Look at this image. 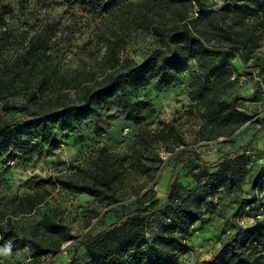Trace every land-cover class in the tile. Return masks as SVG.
I'll use <instances>...</instances> for the list:
<instances>
[{"label":"trees","instance_id":"obj_1","mask_svg":"<svg viewBox=\"0 0 264 264\" xmlns=\"http://www.w3.org/2000/svg\"><path fill=\"white\" fill-rule=\"evenodd\" d=\"M30 1L34 0H20L19 3L26 8ZM64 1L69 5L85 4L88 12L95 16L116 14L120 30L121 24L149 29L167 50L161 52L158 49L141 63L123 60L119 54L121 39L112 28V34L106 38L108 52L102 77H96L93 82H84L76 73L61 69L54 61L53 47L48 39L58 29L54 19L43 20L32 35L26 31L28 39L25 50L7 66V71L0 74V98L6 102L7 109L14 108L10 96L21 89L26 93L28 105L25 107L30 117L13 121L6 115L0 116V163L46 155L58 145L53 135L57 126L67 128L71 120L94 116L105 102L114 98L123 99L128 118L141 126L145 120L142 112L150 105L143 101L133 102L132 91L150 77H157L160 85L168 86L185 71L189 57H196L200 62V73L194 74L189 112L193 114L197 110L202 125L207 128L247 122L244 111L237 105L241 97L223 99L216 90L231 78V59L236 53L255 45L264 36V0H224L217 6L212 5L210 0H142L138 4L131 0ZM37 2L52 4V0ZM257 60L258 74L262 75L264 57ZM228 84H232V81ZM72 87L83 92L80 103L65 101L69 94L63 91ZM29 104L34 111L30 112ZM14 126H20L24 133L37 132L41 140L11 143L8 132ZM175 131L173 124L157 131H140L130 156L124 159L133 160V167L141 170L147 166L148 160L158 163L156 169L159 170V165L165 169L170 160L175 159L162 202L155 197L153 188L138 193L133 203L122 202L117 189L122 183L124 171L117 165L112 153L101 149L91 180L56 175L39 179L29 192L2 199L0 250L14 254L30 252L31 259L23 264H40L49 255L59 253L64 243L77 238L69 225L49 214L44 215L38 231H26L24 225L25 218L46 203L51 195L50 187L61 186L72 192L106 199L116 215V219L98 233L83 237L73 247V255L66 264H75L76 254L81 248L86 252V264H187L180 257L192 250L188 239L195 226L203 220L204 207L222 190H229L233 194L239 192L236 188L245 178L247 160L243 148L228 152L211 163L193 149L176 151V147H173V157L165 162L159 151L152 153L140 148L141 139L149 137L158 143H172ZM262 133L264 126L247 145L252 146ZM183 144H186L184 140ZM189 159L216 170L206 169L197 179L196 186L188 187L179 180L178 173ZM263 184L264 175L256 185L254 199L248 197L249 193H244V201L237 213L241 219L254 204H258L252 224H237L236 231L207 264H264V203L263 196L257 195ZM99 216L103 222L104 215L99 213ZM157 216L159 218L156 219Z\"/></svg>","mask_w":264,"mask_h":264},{"label":"rangeland","instance_id":"obj_2","mask_svg":"<svg viewBox=\"0 0 264 264\" xmlns=\"http://www.w3.org/2000/svg\"><path fill=\"white\" fill-rule=\"evenodd\" d=\"M19 1L0 0V74L7 71V66L25 50L28 39L25 32L29 31L32 35L43 20L50 18L58 24L57 31L52 32L48 38L53 47L55 63L65 71L76 73L84 82H93L96 77H102L101 71L105 68L104 61L108 52L106 38L112 34V28H115L114 33L121 39L119 54L123 60L141 63L154 55L156 50H167L149 29L128 27L124 24L120 25L121 30L118 29L116 14L95 16L88 12L85 4L69 5L64 0H52L51 5L34 0L30 1L26 8H22ZM131 1L138 4L142 0ZM223 1L210 0V3L217 6ZM261 57H264V36L255 45L236 53L231 59V78L216 90L223 99L241 97L237 105L247 117L245 124L231 122L207 128L202 125L197 110L193 114L189 112L194 74L200 73L198 58L189 57L185 71L176 76L168 86L160 85L157 77H150L132 91L133 102L143 101L150 105L142 112L145 120L141 126L128 118L123 99L114 98L105 102L94 116L84 120H71L67 128L57 126L53 135L58 145L46 155H35L30 160L19 158L0 163V201L31 191L35 183L42 178L63 175L79 180H91L94 163L101 149H106L114 155L117 165L124 171L122 183L117 189L122 202L133 203L138 193H144L150 188H153L155 197L162 202L175 159H171L165 169L159 165V170L156 169L158 163L151 160H148L147 166L141 170L133 167V160L124 159L130 156L140 131H157L173 124L176 131L172 143H158L149 137L146 140L141 139L140 148L151 152L159 151L165 162L173 157V147H176V151L193 149L209 163L228 152L243 148L247 160L245 178L236 188L239 192L233 194L229 190H222L217 196L209 199L204 207L203 220L195 226L192 236L188 239L192 250L180 257L181 261L187 264H207L216 257L223 243L236 231V225H251L257 211L258 204H254L246 216L241 219L237 216L245 198L244 193H249L248 197L254 199L256 185L264 175V133L252 146L247 145L253 135L264 126V73L258 74L257 63V58ZM229 81H232V84L229 85ZM63 92L69 94L65 101H82L83 92L79 88H66ZM10 100L14 108L7 109L6 102L0 98V116L6 115L13 121L30 117L25 107L28 105L26 93L19 89L10 96ZM29 107L30 112L34 111L32 105L29 104ZM21 131L20 126L9 130L8 139L11 143L41 140L37 132L28 134ZM183 140L186 144H183ZM161 169V177L158 179ZM206 169L208 168L204 165L189 159L181 166L178 178L192 188ZM208 170L215 171L216 168ZM50 191L51 195L46 203L27 216L24 225L26 231H38L46 214L69 225L77 238L64 243L59 253L49 255L40 263L66 264L73 255V247L83 237L98 233L116 219L115 210L107 205L106 199L86 193L72 192L61 186L50 187ZM260 193H263L264 203V184ZM99 213L104 215L103 222ZM96 224V228H93ZM30 259V252L27 251L14 254L0 250V264H23ZM86 259V252L81 248L76 254L75 264H86Z\"/></svg>","mask_w":264,"mask_h":264},{"label":"built area","instance_id":"obj_3","mask_svg":"<svg viewBox=\"0 0 264 264\" xmlns=\"http://www.w3.org/2000/svg\"><path fill=\"white\" fill-rule=\"evenodd\" d=\"M257 195H258L259 197L263 196V194L260 193V192H258Z\"/></svg>","mask_w":264,"mask_h":264}]
</instances>
